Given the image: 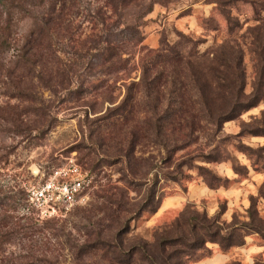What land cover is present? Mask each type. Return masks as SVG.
Listing matches in <instances>:
<instances>
[{
  "label": "rangeland",
  "instance_id": "rangeland-1",
  "mask_svg": "<svg viewBox=\"0 0 264 264\" xmlns=\"http://www.w3.org/2000/svg\"><path fill=\"white\" fill-rule=\"evenodd\" d=\"M23 1L28 5L12 12L7 32L0 6V40L12 39L9 50L0 49V65L30 32L35 20L30 16L43 17L50 19V44L49 51H41L57 59L67 82L57 85L55 72L42 66L15 73L21 75L17 83L0 67V110L15 119L12 125L0 121V264H105L99 255H79L78 249L104 227L119 228L103 216L106 198L124 192L132 210L153 184L160 207L130 222L127 242L152 241L155 229L187 209L213 217L222 207L224 227H250L249 209L264 218V101L235 119L212 124L198 110L192 76L221 46L237 45L244 92L251 93L259 68L252 41L264 35V0H133L124 19L107 0ZM150 6L138 21L141 43L120 60L112 58L108 71L100 58L106 35L116 36L125 27L122 22L130 25ZM12 84L26 97L9 98ZM158 118L167 122L156 132L148 121ZM67 159L96 174L97 186L64 218L37 222L25 187L41 183ZM237 234L244 245L222 251L209 242L211 254L202 260H211L201 264H264L263 237L250 229ZM201 255L184 258L183 264L200 262Z\"/></svg>",
  "mask_w": 264,
  "mask_h": 264
},
{
  "label": "trees",
  "instance_id": "trees-1",
  "mask_svg": "<svg viewBox=\"0 0 264 264\" xmlns=\"http://www.w3.org/2000/svg\"><path fill=\"white\" fill-rule=\"evenodd\" d=\"M107 1H109L110 8L118 13L121 19H124L128 15L126 13L128 4L133 0ZM25 5L28 4L23 0H0V6L7 14V25L2 29L3 32H7L8 26L11 25L12 12L14 10L23 11ZM142 11V13L134 16L132 22H129L130 25L127 22H122L125 27L116 36L106 35L105 47L100 54V58L102 65H109L107 67L108 71L112 72L114 67V63L111 62L112 58L120 60L122 54H129L132 49L135 51V47L141 43L142 32L139 29L138 21L151 11V6ZM30 18L35 19L31 24L30 32L18 42L6 64L0 65L1 69L6 72V79H13L19 83L21 75L14 76L15 73L24 69L33 70L42 66L45 69L47 66L55 72L57 85L64 84L67 82L65 70L59 68L57 59L53 61L50 52L45 54L44 51H41L44 48L48 50L50 44V19L46 20L43 17L39 18V16L34 15ZM228 23V33L231 34L233 28L230 21ZM119 27L120 24L118 23V30ZM259 30L256 32H259ZM126 32H129L128 38L127 36L123 37ZM10 37L0 40V49L5 46L8 50L11 48L10 41L12 39ZM252 46L254 54L259 58V68H257L252 91L249 94L244 92L243 54L241 48L237 45L236 47L221 46L215 56H212L210 63L199 66L192 73L200 97L198 110L209 117L212 124L235 119L243 112L257 106L259 102L264 101V35H260V33L254 35ZM45 56L51 57V62H44ZM186 66V68L192 67L190 63H187ZM212 84L216 86L214 91ZM11 88L13 92L11 96H8L9 98L20 99L26 97L20 86L12 84ZM215 90L217 93H215ZM121 111H125V109H121ZM12 117L13 114L7 113L6 109L0 110V121L3 123L12 125L15 122ZM166 122L167 119L165 118H158L152 122L151 120L148 121L149 125L152 123L156 132L163 128ZM167 124L170 125L171 122ZM255 132L258 134L261 130L258 128ZM209 185L212 187L211 184ZM261 195L264 196V193L261 192ZM106 199V204L102 208L103 216L107 222L116 223L119 228L113 231L109 226L104 227V230L97 233L91 243L78 249L79 255H99L105 264H183L184 258H190L199 252L202 253L199 260H202L211 254V251L206 247L209 242L218 244L222 251H227L234 246L244 245L243 236L239 238L237 232H242L245 229L258 233L264 239V227L262 228L264 218H259L255 211L252 212L250 209L248 211L252 222L250 227H248V224L239 225L237 223L224 227L219 222V215L225 212V209L221 207L219 214L217 213L213 217H209L206 213L184 210L171 224L155 229L152 241L146 242L142 239H136L127 242L123 237L129 231L130 222L140 217L144 212L155 213L160 207L161 198L158 196L155 184L148 188L142 204H138L132 210L126 207L127 202L125 201L124 192L113 193ZM251 208L253 207L251 206ZM130 213L133 215L132 217L123 216V214ZM255 216L257 221H255Z\"/></svg>",
  "mask_w": 264,
  "mask_h": 264
},
{
  "label": "built area",
  "instance_id": "built-area-1",
  "mask_svg": "<svg viewBox=\"0 0 264 264\" xmlns=\"http://www.w3.org/2000/svg\"><path fill=\"white\" fill-rule=\"evenodd\" d=\"M96 186V174L67 159L41 183L25 187V199L37 222L62 219L84 204Z\"/></svg>",
  "mask_w": 264,
  "mask_h": 264
},
{
  "label": "crops",
  "instance_id": "crops-1",
  "mask_svg": "<svg viewBox=\"0 0 264 264\" xmlns=\"http://www.w3.org/2000/svg\"><path fill=\"white\" fill-rule=\"evenodd\" d=\"M210 258H211V257H210ZM210 258H207V259L202 260V261H200V262H197V263H195V264H201V263L208 262L209 260H211Z\"/></svg>",
  "mask_w": 264,
  "mask_h": 264
}]
</instances>
